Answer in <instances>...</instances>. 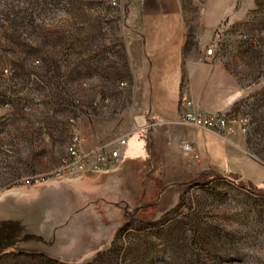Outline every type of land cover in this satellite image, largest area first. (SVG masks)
I'll list each match as a JSON object with an SVG mask.
<instances>
[{
    "label": "rangeland",
    "instance_id": "374dc122",
    "mask_svg": "<svg viewBox=\"0 0 264 264\" xmlns=\"http://www.w3.org/2000/svg\"><path fill=\"white\" fill-rule=\"evenodd\" d=\"M151 1L0 0V209L28 205L22 198L56 176L79 126L107 118L102 105L130 101L125 43ZM178 1L195 57L208 0ZM229 10L207 47L237 81L231 111L247 132L230 141L239 137L248 163L173 179L162 191L172 207L131 209L97 253L67 261L8 247L0 264H264V0H230ZM84 213L69 215L71 239L76 224L88 234Z\"/></svg>",
    "mask_w": 264,
    "mask_h": 264
},
{
    "label": "crops",
    "instance_id": "0c3cea01",
    "mask_svg": "<svg viewBox=\"0 0 264 264\" xmlns=\"http://www.w3.org/2000/svg\"><path fill=\"white\" fill-rule=\"evenodd\" d=\"M229 9L230 0H208L195 57L186 55V17L178 0H152L141 9L125 43L134 81L127 88L130 101L102 105L107 118L93 119L78 128L83 152L102 145L117 146L126 139L120 146L119 162L53 176L39 182L30 197L22 198L28 205L17 202L2 206L0 240L18 250L73 261L101 250L103 243L130 221L131 209L137 213L155 204L166 205L164 210L172 207L176 199L169 200L162 191L173 179L214 169L236 173L248 163L239 137L230 141L233 137L227 139L184 121L186 107L181 103L188 97L204 112L233 107L236 79L215 55L206 54ZM122 90L121 94H126ZM185 142L194 146L198 159L185 153ZM20 193L16 194L19 200L24 196ZM78 210H86L83 220L88 234H82L75 223L76 235L71 239L64 225Z\"/></svg>",
    "mask_w": 264,
    "mask_h": 264
},
{
    "label": "built area",
    "instance_id": "2783aa9c",
    "mask_svg": "<svg viewBox=\"0 0 264 264\" xmlns=\"http://www.w3.org/2000/svg\"><path fill=\"white\" fill-rule=\"evenodd\" d=\"M206 54L210 56L215 54L213 46L206 48ZM181 103L186 107V111L183 114L184 121L192 123L196 127L216 131L227 139L237 134L245 135L247 132L245 120L237 118L231 110L204 112L199 110L195 102L188 97H184ZM82 141L83 137L79 131H75L71 135L66 147V154L62 158L60 167L55 172L56 176H62L68 171L83 169L89 165L115 166L121 158L120 146L126 143V139H121L117 146L102 145L92 151L83 152L81 150ZM183 148L185 153L190 155L192 159L199 158L191 143L185 142Z\"/></svg>",
    "mask_w": 264,
    "mask_h": 264
},
{
    "label": "water",
    "instance_id": "95a60500",
    "mask_svg": "<svg viewBox=\"0 0 264 264\" xmlns=\"http://www.w3.org/2000/svg\"><path fill=\"white\" fill-rule=\"evenodd\" d=\"M9 246H10V243L7 244L6 240H0V252L5 250V248H8Z\"/></svg>",
    "mask_w": 264,
    "mask_h": 264
}]
</instances>
